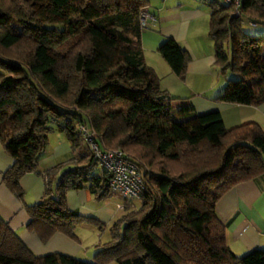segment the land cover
<instances>
[{
	"label": "trees",
	"instance_id": "obj_1",
	"mask_svg": "<svg viewBox=\"0 0 264 264\" xmlns=\"http://www.w3.org/2000/svg\"><path fill=\"white\" fill-rule=\"evenodd\" d=\"M210 7L215 66L226 85L215 100L264 103V0ZM149 0H0V142L14 158L2 182L21 201V179L37 172L51 123L76 157L44 173L43 197L25 209L42 242L62 233L78 242L79 223L98 224L68 205L67 192L109 196L108 177L84 144V121L105 149H121L142 171L141 206L111 229L93 262L55 252L36 255L0 216V264H264V249L236 255L216 205L235 185L264 175V131L254 121L227 128L220 111L195 114L187 99L160 87L143 55L139 14ZM152 12V11H151ZM158 52L184 80L191 55L173 38ZM230 74L232 77H227ZM133 156V157H132ZM101 171V170H100Z\"/></svg>",
	"mask_w": 264,
	"mask_h": 264
},
{
	"label": "crops",
	"instance_id": "obj_2",
	"mask_svg": "<svg viewBox=\"0 0 264 264\" xmlns=\"http://www.w3.org/2000/svg\"><path fill=\"white\" fill-rule=\"evenodd\" d=\"M180 1L168 5L165 4L167 0H163L155 5L149 0V9L156 14V21L146 31L143 30L141 43L145 62L158 74L160 87L173 97L190 99L197 115L220 111L227 128L254 121L264 131V103L254 106L215 100L223 92L226 78L220 75L214 63V44L209 36L211 10L202 8L193 0ZM166 38H173L191 55L184 80L172 72L158 52L159 45ZM55 128L51 131L54 134L52 142L49 134V144L39 160L37 172L27 173L21 179L24 202L2 182V174L14 163V158L0 142V216L36 255L60 252L81 259L82 252H91L94 256L99 245H95L94 249L91 246V250L90 247L85 249L81 237L76 242L62 233H56L49 241L42 242L37 234L30 233L26 228L30 217L25 204L32 205L43 197L44 173L61 163L64 170L71 167L70 160L77 155L65 133ZM67 200L70 209L82 216L107 222L116 217L115 209L107 208L104 202L98 203L89 189H71L67 192ZM124 205L120 204V209L124 210ZM216 212L227 226V242L236 255L264 249V175L235 185L218 201Z\"/></svg>",
	"mask_w": 264,
	"mask_h": 264
},
{
	"label": "built area",
	"instance_id": "obj_3",
	"mask_svg": "<svg viewBox=\"0 0 264 264\" xmlns=\"http://www.w3.org/2000/svg\"><path fill=\"white\" fill-rule=\"evenodd\" d=\"M210 1V0H208ZM224 4L234 5L239 14L241 0H218ZM142 30L148 29L156 21V14L142 10L139 14ZM78 130L84 137V144L92 154L94 161L108 177V189L120 197L140 198L146 191L140 166L121 149H105L90 126L84 121L78 124Z\"/></svg>",
	"mask_w": 264,
	"mask_h": 264
},
{
	"label": "rangeland",
	"instance_id": "obj_4",
	"mask_svg": "<svg viewBox=\"0 0 264 264\" xmlns=\"http://www.w3.org/2000/svg\"><path fill=\"white\" fill-rule=\"evenodd\" d=\"M150 1H151V3H155V5H156V4L161 3L163 0H150ZM180 2H182V1H180V0H167V2H165V4L174 5V4L180 3ZM195 2H197L198 5L201 4L202 8H204V9L210 8L208 3L204 2V0H193V3H195ZM244 28L247 31H249L252 35H258V34H262L264 32V28H258V27L255 28L253 26H250L248 22H245ZM146 30L147 29H145L144 31H146ZM252 57L255 60L261 59L262 57H264V50H260L256 53H253ZM222 77L226 78V76H222ZM227 77H232V76L230 74H228ZM187 100H188L189 104L191 105V103L189 101L190 99H187ZM51 126L53 129L55 128L53 123H51ZM49 134H51V132ZM53 135H54L53 133L50 135L51 142L53 141ZM48 144H49V142H48ZM125 153H127V152L125 151ZM128 155L131 156L130 154H128ZM96 172H98V174H101V171L99 168H96ZM96 201L98 203L104 202L105 206L107 208L115 209L116 217L114 219H112L110 222H107L105 220L104 221L97 220L98 224H90V223L83 222V223H79L76 225V227L74 229L75 234L78 237H81V239H82L81 241L86 246L85 249L90 247V250H91V246H92V249H94L95 245H99L95 248V250H96L98 247H101L104 244L112 241V236H113L112 232H111L112 226L125 213L124 210L120 209V207H119L120 204H127L132 210L138 209L141 206L140 198L124 199V198H122L119 195L114 194V193H111L109 196L103 198L102 200H96ZM87 217H90V216H87ZM93 218H95V217H93ZM79 241H80V239H79ZM80 257H81V260H83V261L93 262V254H91V252L88 254L82 252L80 254ZM108 264H118V263L113 261V262H110Z\"/></svg>",
	"mask_w": 264,
	"mask_h": 264
}]
</instances>
